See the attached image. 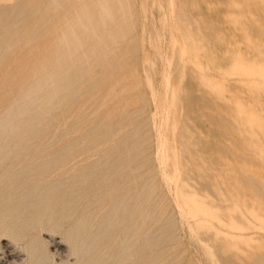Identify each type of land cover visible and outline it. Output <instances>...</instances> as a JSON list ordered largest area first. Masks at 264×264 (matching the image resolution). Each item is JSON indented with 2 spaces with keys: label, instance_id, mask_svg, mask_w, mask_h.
I'll use <instances>...</instances> for the list:
<instances>
[{
  "label": "rangeland",
  "instance_id": "374dc122",
  "mask_svg": "<svg viewBox=\"0 0 264 264\" xmlns=\"http://www.w3.org/2000/svg\"><path fill=\"white\" fill-rule=\"evenodd\" d=\"M33 246L264 264V0H0V263Z\"/></svg>",
  "mask_w": 264,
  "mask_h": 264
},
{
  "label": "bare ground",
  "instance_id": "6f19581e",
  "mask_svg": "<svg viewBox=\"0 0 264 264\" xmlns=\"http://www.w3.org/2000/svg\"><path fill=\"white\" fill-rule=\"evenodd\" d=\"M83 69V68H82ZM39 106V105H38ZM25 121V120H24ZM21 126V125H20ZM62 170V169H61ZM5 171V170H4ZM6 173V172H5ZM241 236L242 234L241 233H238L236 232L235 235H232V238L235 237V236ZM223 237L225 239H228L227 237V233H225L223 235ZM39 243V242H38ZM79 246V245H78ZM32 250L29 255L31 256V264H47V260H48V257H47V254H43L41 251L38 250V248L36 247H32ZM8 251V250H7ZM8 253V252H7ZM9 255V253H8ZM16 255V254H15ZM14 256V255H13ZM29 257V256H28ZM19 258V257H18ZM20 259V258H19ZM22 261L25 262V259L21 258ZM61 260V259H60ZM52 261V260H51ZM12 262V261H10ZM123 263V262H122ZM0 264H7L6 262L2 261ZM51 264V263H50ZM53 264V263H52Z\"/></svg>",
  "mask_w": 264,
  "mask_h": 264
}]
</instances>
